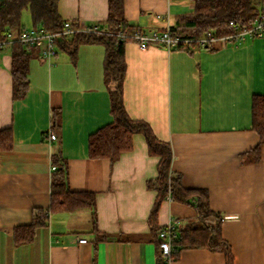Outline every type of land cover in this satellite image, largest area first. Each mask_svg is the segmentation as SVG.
<instances>
[{"label": "crops", "instance_id": "obj_1", "mask_svg": "<svg viewBox=\"0 0 264 264\" xmlns=\"http://www.w3.org/2000/svg\"><path fill=\"white\" fill-rule=\"evenodd\" d=\"M58 13L75 28L104 26L108 0H59ZM193 13V0L124 1L128 25L147 32ZM210 46L142 49L127 41L124 107L171 144L183 185L208 191L235 264H264V148L257 159L252 129L253 96L264 95V37ZM105 55L103 45L84 44L72 61L59 47L49 65L34 51L27 94L14 99L11 45L0 51V131L12 134L11 148L0 150V264H158L150 223L157 192L148 183L159 158L149 155L146 137L134 135L132 150L114 162L89 157V137L113 121ZM53 154L67 162L70 189L94 193L95 207L52 214L34 240L17 244L15 229L50 205ZM197 218L194 201L166 200L157 227L176 219L184 228ZM174 264H226V256L185 249Z\"/></svg>", "mask_w": 264, "mask_h": 264}, {"label": "trees", "instance_id": "obj_2", "mask_svg": "<svg viewBox=\"0 0 264 264\" xmlns=\"http://www.w3.org/2000/svg\"><path fill=\"white\" fill-rule=\"evenodd\" d=\"M125 0H108L109 14L104 26H99L106 34L97 35L78 32L71 38L62 40L59 47L66 51L72 61L77 59L81 45L99 44L106 49L104 60V80L110 92L111 113L113 121L89 137V157L92 159L108 158L116 161L123 153L133 148V137L143 134L146 137L148 153L159 158L158 177L148 183V187L157 192L150 223L153 230L157 227V216L161 205L168 197L172 201L190 203L194 201L198 218L184 228H179L178 239L174 242V257L185 249H208L222 252L226 256V264H235L234 255L229 243L222 235V218L210 207V196L204 189H188L183 185L180 175L172 171L173 150L171 144L157 138L150 125L141 120H133L124 107L123 84L126 76L125 43L116 34L131 33L134 28L128 25L124 15ZM194 13L176 18L171 26L174 35L198 38L207 32L221 37L233 32L234 22L249 27L260 15L264 0H193ZM59 0H0V41L7 40L9 34L18 36L23 30V11L29 9L32 28L43 27L49 32L63 28L64 21L58 13ZM73 26V25H72ZM196 46V45H194ZM208 47H203L210 49ZM12 48L13 97L22 99L29 88V63L35 48L23 46L14 41ZM38 52V51H37ZM56 115H54L55 119ZM252 129L259 135V145L254 153L259 159V151L264 148V95H254L252 99ZM12 134L10 130L0 131V150L10 149ZM50 205L47 209H39L34 214L32 224L21 226L14 231L17 244L27 243L35 239L39 227L47 225L50 215L73 213L84 208L94 209L95 195L89 192H76L68 183V166L59 154L52 155ZM160 253V240L158 243ZM158 264H162L159 258Z\"/></svg>", "mask_w": 264, "mask_h": 264}, {"label": "built area", "instance_id": "obj_3", "mask_svg": "<svg viewBox=\"0 0 264 264\" xmlns=\"http://www.w3.org/2000/svg\"><path fill=\"white\" fill-rule=\"evenodd\" d=\"M157 18H162V16L158 15ZM230 24L234 28L233 32L221 37L214 35L212 32H207L198 38L174 35L169 24L162 31L147 32L135 29L131 33H119L116 36L120 41H135L142 49L148 48L151 44H156L167 50L188 49L194 45L203 49V47H208L217 41H239L244 40L246 37L260 38L264 37V7L251 26L245 27L237 25L234 22ZM78 32L97 35L106 34V31L102 30L98 25L80 29L75 28L71 22L66 21L63 28L56 32H49L43 27H33L23 30L18 36L9 34L7 40L0 41V51L6 46L11 45L14 41H18L25 47L37 49L40 58L49 65H52L59 52V43ZM49 139L51 141L57 139L56 133L53 130L49 131ZM52 169H55V167ZM168 201H172L171 196L168 197ZM179 228L180 221L173 219L159 231V258L162 264H174L175 262L174 242L178 239ZM86 241V239H79L80 243H85Z\"/></svg>", "mask_w": 264, "mask_h": 264}, {"label": "rangeland", "instance_id": "obj_4", "mask_svg": "<svg viewBox=\"0 0 264 264\" xmlns=\"http://www.w3.org/2000/svg\"><path fill=\"white\" fill-rule=\"evenodd\" d=\"M23 25L26 28H31L32 27V21H31V15L29 9H25L23 11Z\"/></svg>", "mask_w": 264, "mask_h": 264}, {"label": "bare ground", "instance_id": "obj_5", "mask_svg": "<svg viewBox=\"0 0 264 264\" xmlns=\"http://www.w3.org/2000/svg\"><path fill=\"white\" fill-rule=\"evenodd\" d=\"M52 170H55V169H52Z\"/></svg>", "mask_w": 264, "mask_h": 264}]
</instances>
